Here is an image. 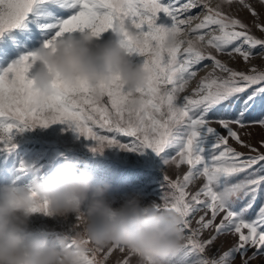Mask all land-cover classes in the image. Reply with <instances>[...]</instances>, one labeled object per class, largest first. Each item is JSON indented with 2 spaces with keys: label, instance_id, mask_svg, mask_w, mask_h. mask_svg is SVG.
<instances>
[{
  "label": "snow or ice",
  "instance_id": "obj_1",
  "mask_svg": "<svg viewBox=\"0 0 264 264\" xmlns=\"http://www.w3.org/2000/svg\"><path fill=\"white\" fill-rule=\"evenodd\" d=\"M259 2L264 6V0ZM234 3L246 9L252 24L264 33V22L248 0H0V34L23 25L32 13L49 33L44 40L47 47L77 31L91 30L101 36L120 25L129 55L143 58L140 64L146 73L143 86L134 90L141 98L138 108L130 107L132 93L118 77L97 85L54 81L56 92L41 95L29 75L33 53L22 55L0 70L2 150L16 148L12 142L16 132L57 122L94 140L93 151L113 145L137 152L150 149L163 164L157 204L183 217L185 243L169 264H233L237 255L241 264H250L258 255L264 256V152L242 139L251 136L249 128H264V111L252 115L257 106L264 108V70L255 65L237 70L220 58L239 56L248 63L257 55L264 57V38L226 10ZM193 9L199 12L193 14ZM161 12L170 25L157 23ZM128 29L139 42L133 41ZM170 33L184 38L168 46ZM205 61L211 68L199 76L209 68ZM119 135L132 139L121 144ZM230 140L247 147L249 153L238 151ZM259 144L264 147V140ZM185 165L187 171L175 179L163 171ZM198 179L203 183L190 191ZM258 202L254 217L249 218ZM32 211L46 213L47 203ZM197 212L203 214L193 227ZM75 230L73 225L66 235L69 248L77 246ZM206 230L212 234L202 238ZM227 234L236 237L235 243L222 252L221 245L209 255L217 239ZM85 243V264H108L116 251L124 255L114 264H132L136 257L119 244L101 248Z\"/></svg>",
  "mask_w": 264,
  "mask_h": 264
},
{
  "label": "clouds",
  "instance_id": "obj_2",
  "mask_svg": "<svg viewBox=\"0 0 264 264\" xmlns=\"http://www.w3.org/2000/svg\"><path fill=\"white\" fill-rule=\"evenodd\" d=\"M124 31L117 25L113 37L103 43L91 30L58 38L50 47L43 41L31 51L33 87L41 95H52L57 90L54 81L97 85L118 77L132 93L130 107L138 108L141 98L134 90L143 86L146 73L142 64L130 58ZM128 32L139 42L135 33ZM182 38L170 33L167 44ZM78 164L76 159H65L42 179L34 176L29 186L0 184V264H85V241L101 248L122 245L135 253L136 264H169L181 252L185 243L181 215L155 201L144 203L135 195L114 206L108 198L111 184L94 183L92 173L78 169ZM24 170H33V165L24 163ZM43 202L47 212L42 213L49 217H75L76 247L66 246V235L51 241L35 235L30 221L38 212L32 209Z\"/></svg>",
  "mask_w": 264,
  "mask_h": 264
},
{
  "label": "rangeland",
  "instance_id": "obj_3",
  "mask_svg": "<svg viewBox=\"0 0 264 264\" xmlns=\"http://www.w3.org/2000/svg\"><path fill=\"white\" fill-rule=\"evenodd\" d=\"M248 2L253 4L257 12L260 14V22H264V6L260 4L259 0H248ZM213 3H215V0H213ZM226 10H229L234 15H238L239 18L248 23L253 34L257 37L264 38V33L260 32L252 24L253 17L238 3H234L230 9ZM192 11L193 14H196L199 12V9H193ZM157 23L170 25L171 20L166 17L163 12H161ZM73 34L79 35L80 32L77 31ZM48 36L49 33L40 26L39 17L32 13H30L29 18L23 25L14 29H9L3 34H0V70L6 68L22 55L39 47L40 44L48 38ZM112 37L113 31L108 30L107 32L101 34L99 42L103 43ZM256 51L259 52L260 49L258 48ZM130 58L136 63H140L143 59L135 54L130 56ZM220 58L237 70H247L252 65L264 70V57L259 55L251 58L248 63H245L239 56L231 59L228 56L223 55L220 56ZM204 63H208L209 68L199 72V76H203L205 72L211 68L210 62L205 61ZM34 70V68L30 70V76L33 75ZM195 83L196 81H193L192 86H195ZM262 111H264V108L257 106L253 109L252 115L259 116ZM214 126L219 128L218 125ZM247 131L251 132V136L245 134L242 135V139L260 148L261 152H264V147H260L259 144V141L264 140V128L256 126L249 128ZM116 139L121 144H128L132 138L126 135H119ZM12 142L16 145V148L10 152L2 150V146H0V184L14 182L19 186H29L34 176L42 179L46 175L50 174L57 167H59L65 159H67V152L80 149L81 147L86 149L93 148L96 143L91 138H86L76 132L74 128H70L67 123L59 122L53 123L47 127L37 125L36 127L26 129L23 132H16ZM229 143L236 147L238 151L246 154L250 151L247 147H242L234 141L230 140ZM103 151L112 159H118L123 164L129 166L145 165L153 168L151 176L149 177V180L152 183L149 190L142 191L140 185H137L129 190L109 192L108 198L113 202L114 206H118L123 200L131 195L139 196L144 203L152 201L159 203L160 195L157 192V188L158 186L160 187L163 181V164L159 156L153 153L150 149H146L144 152L129 151L120 148L118 145L105 147ZM21 163L33 165V170H24L21 172ZM80 165L81 164H78V169H80ZM9 170H13V172L10 173ZM163 171L166 172L172 179H175L177 175H183V173L187 171V166H181L179 169H176L174 166H168ZM90 172L93 175V179L96 180L98 178L97 174H94L93 171ZM107 178H110V176ZM202 183L203 180H196L192 185H190L189 190L193 192L196 191ZM165 191H167L166 188ZM239 206L240 202H237V207ZM258 207L259 202L255 208L248 213L249 218L254 217L255 211ZM202 214L203 212L196 213V216L193 219V227H197L195 220ZM74 223L75 217L72 215H69L67 218L58 216L49 217L42 212H38L32 216L30 227L34 230L35 235L46 236L51 241L56 236L71 234ZM211 234L212 233L210 231L206 230L203 233L202 238H208ZM235 241L236 237L231 234L221 235L215 242L213 248L209 251V255L215 253L216 248L221 245V252L227 250L235 243ZM252 251L253 249H249L248 255H251ZM123 255L124 254H121L118 251L114 252L112 257H110L108 264H114V262L122 259ZM132 264H136V257L132 258ZM233 264H241V258L239 255L235 257ZM250 264H264V256L258 255L250 261Z\"/></svg>",
  "mask_w": 264,
  "mask_h": 264
},
{
  "label": "trees",
  "instance_id": "obj_4",
  "mask_svg": "<svg viewBox=\"0 0 264 264\" xmlns=\"http://www.w3.org/2000/svg\"><path fill=\"white\" fill-rule=\"evenodd\" d=\"M82 148L67 152V159H76L81 164L80 169H86L89 172L93 171L94 174H97L98 178L96 180L93 179L94 183H110L109 192L129 190L137 185H140L142 191H147L152 186L149 177L153 168L145 165L129 166L118 159H112L104 151ZM108 176L110 178H107ZM157 192L159 195L161 194V185L160 187L158 186Z\"/></svg>",
  "mask_w": 264,
  "mask_h": 264
}]
</instances>
